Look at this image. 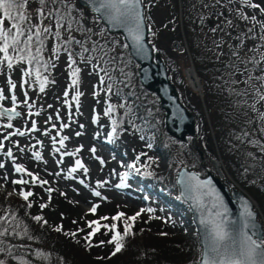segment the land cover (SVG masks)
Masks as SVG:
<instances>
[{"label":"trees","instance_id":"16d2710c","mask_svg":"<svg viewBox=\"0 0 264 264\" xmlns=\"http://www.w3.org/2000/svg\"><path fill=\"white\" fill-rule=\"evenodd\" d=\"M28 1L34 7L27 4ZM161 1L167 4L169 18L159 29L148 28V41L163 60L180 102L194 116L195 134L186 137L187 148L183 145L184 141L179 142L182 146L177 149L170 143H177L178 140L165 130L164 111L159 106L156 94L140 85L138 64L131 58L123 37L108 33L95 15L76 3L75 7L69 6L68 0H0V6L5 10L8 21L14 22L15 26L19 21L18 12L28 5L33 10L38 8L42 17L46 13L52 18L60 17V24L55 28L57 45L73 61L75 56L86 59L85 62L90 59V64L98 72V82L102 88L100 93L105 95L104 108L97 111L92 122L99 125L103 121L110 126L117 146L125 145L128 133L136 131L141 141L153 149L161 144L169 147L172 158L168 164L155 162L150 156L142 160L134 158L131 152L127 156L133 176L149 180L147 188L156 192L157 197L178 210L187 209L175 184L176 173L185 166L203 176L208 171L215 174L213 164L208 160L210 157L218 158L211 138V132H214L219 153L226 158L239 185L254 200L263 216L264 229V90L259 86L252 87L249 103L243 102L247 89L244 86L237 88L232 79L234 75L230 72L232 70H228L240 67L251 80L255 75L260 78L258 71L262 67L253 56H241V50L230 44L231 39L225 38L226 35L220 55L210 58L207 47L198 37L199 23L203 22L205 32L208 25L207 14L199 7L198 1L181 0L180 15L178 0ZM79 10L98 19L96 28L82 18L73 17L74 11ZM146 19L149 27V17ZM235 24L238 35L242 36L252 53L258 51L262 31L259 22L247 25L236 18ZM181 28L189 52L185 49L178 51L174 47V44L181 47L185 44L180 37ZM25 30L16 31L14 39L5 37L6 43L0 47V62L3 63L0 73H7L9 79L17 75L15 59L9 58L8 65L3 61L7 47L14 46L15 54L29 68V91L34 89L37 106L45 107L53 89L46 57L50 52L49 40L56 37L52 35L55 30L51 24L48 30H35L30 35L25 34ZM109 40L113 42L112 45ZM239 54L240 64L236 60ZM190 59L203 83V100L188 87L182 76ZM10 65L14 66L10 69ZM71 65L75 67L76 63ZM31 67L35 70L30 71ZM202 101L207 113L203 110ZM68 103L67 117L73 106L72 100L69 99ZM258 104H261L260 111ZM37 131L33 133L39 135ZM223 183L228 188L231 185L227 178ZM64 198L52 197L37 206L32 195L21 198L0 190V264H197L199 260L200 247L196 234L183 237L164 232L152 234L146 227L133 231L129 224L125 225L124 233L116 235L110 225H102L101 228L104 226L110 232L109 237L115 246L108 256L92 258L83 237L76 232L69 234L65 221L72 212L66 207ZM58 213L60 218L54 219L53 216ZM261 244L264 247V232Z\"/></svg>","mask_w":264,"mask_h":264},{"label":"rangeland","instance_id":"374dc122","mask_svg":"<svg viewBox=\"0 0 264 264\" xmlns=\"http://www.w3.org/2000/svg\"><path fill=\"white\" fill-rule=\"evenodd\" d=\"M193 1H198L199 7L207 14L206 32L205 27L204 30L202 28L203 22H200L198 37L207 47L210 58L220 55L226 35L225 38L231 39L229 43L241 50V56H253L262 67V70L258 71L260 78L255 75L251 80L247 72L240 67L228 68L232 70L230 72L234 75L232 79L235 85H238L236 87L242 89L244 86L247 89V96L242 101L249 103V91L252 87L259 86L264 90V0ZM181 2L178 0L179 15ZM75 3L77 4V0H68L69 6L75 7ZM27 4L33 6L29 1ZM142 4L146 24V18L149 17L150 20L147 28L151 26L159 29L169 18L165 2L142 0ZM32 6H24L18 12L17 26L8 21L5 10L0 6V47L3 46L5 37L13 38L18 30L27 29L24 33L30 35L35 30H48L50 24L55 30L60 24V17L52 18L47 13L42 17L38 8L33 10ZM73 17L82 18L96 28L98 19L83 10L74 11ZM236 18L247 25L259 22L262 31L261 38L258 39L261 44L257 47L258 51L252 53L242 36L238 35ZM52 35L56 37L48 39L50 52L46 58L53 89L48 95L49 102L45 107L37 106V94L34 89L29 91V68H26L24 61L15 54L14 46H8L6 49L3 61L8 65L9 58L15 59L17 75L9 79L7 73H0V108L16 109L19 115L12 118L0 113V190H6L21 198L32 195L37 206L42 205L46 199L65 196V205L72 212L65 221L69 234L76 232L83 237L84 243H88L89 255L92 258L108 256L115 246L113 239L109 237L110 232H107L104 226L101 228L104 224L110 225L115 235L124 233L127 224L132 226L133 231L146 227L152 234L164 232L180 237L196 234L188 207L178 210L168 205L157 197L156 192L147 188L149 180L134 177L131 172L128 153L131 152L134 158L141 160L150 156L155 162L168 164L172 158L169 147L161 144L153 149L141 141L136 131L128 133L125 145L117 146L110 126H106L103 121L94 125L92 120L96 118L97 111L103 110L105 99V95L100 93L102 88L98 82V72L90 64V59L86 62V59L79 56H75V61L70 59L57 45V30ZM180 37L185 41L183 48L189 52L182 28ZM109 43L112 45L113 42L109 40ZM240 59L239 54L236 57L239 64ZM73 62L76 63L75 67L71 65ZM191 65L194 64L190 59L182 72L186 84L187 68ZM13 66L8 67L11 69ZM0 67H3L1 62ZM31 70L34 71L35 68L31 67ZM192 73L190 70L188 76L193 84L192 81L195 82L196 78H192ZM200 84L202 94L201 97L198 94L197 96L203 100L204 87L201 79ZM68 97L73 102L69 117ZM202 106L207 113L203 101ZM258 110H261V104H258ZM36 131L40 134H34ZM211 138L213 150L218 158L210 157L208 160L210 159L213 166L214 161H217L219 168L231 183L229 188L233 186L232 180L239 185L226 163V158L217 149L214 132H211ZM179 142L181 141L170 143L177 149L182 146ZM183 145L185 148L189 146L187 141H184ZM206 145L210 147L207 142ZM190 170L200 174L195 169ZM239 187L242 188L240 185ZM58 214L53 218L57 217L58 220ZM99 229L100 232L97 233Z\"/></svg>","mask_w":264,"mask_h":264},{"label":"water","instance_id":"95a60500","mask_svg":"<svg viewBox=\"0 0 264 264\" xmlns=\"http://www.w3.org/2000/svg\"><path fill=\"white\" fill-rule=\"evenodd\" d=\"M110 34H120L138 64L140 85L156 94L166 132L179 141L194 136V116L180 102L167 68L148 41L142 0H77ZM7 117L16 109L0 108ZM175 184L187 205L200 246L197 264H264L262 223L252 199L240 188L226 187L212 172L201 176L182 166Z\"/></svg>","mask_w":264,"mask_h":264},{"label":"bare ground","instance_id":"6f19581e","mask_svg":"<svg viewBox=\"0 0 264 264\" xmlns=\"http://www.w3.org/2000/svg\"><path fill=\"white\" fill-rule=\"evenodd\" d=\"M189 76H190V75H189ZM192 78H193V79H195V77H194V74H193V73H192ZM193 79H192V80H193ZM192 82H193L194 86H197V85H198V82H197V80H196V79H195V82H194V81H192Z\"/></svg>","mask_w":264,"mask_h":264},{"label":"built area","instance_id":"2783aa9c","mask_svg":"<svg viewBox=\"0 0 264 264\" xmlns=\"http://www.w3.org/2000/svg\"><path fill=\"white\" fill-rule=\"evenodd\" d=\"M190 71V70H189ZM189 71H188V74H189Z\"/></svg>","mask_w":264,"mask_h":264}]
</instances>
